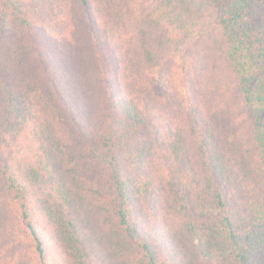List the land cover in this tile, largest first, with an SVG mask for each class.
I'll list each match as a JSON object with an SVG mask.
<instances>
[{
    "label": "trees",
    "instance_id": "1",
    "mask_svg": "<svg viewBox=\"0 0 264 264\" xmlns=\"http://www.w3.org/2000/svg\"><path fill=\"white\" fill-rule=\"evenodd\" d=\"M0 264H264V0H0Z\"/></svg>",
    "mask_w": 264,
    "mask_h": 264
}]
</instances>
